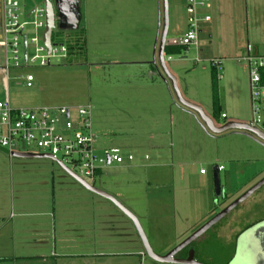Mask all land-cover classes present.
Segmentation results:
<instances>
[{"label": "crops", "instance_id": "1", "mask_svg": "<svg viewBox=\"0 0 264 264\" xmlns=\"http://www.w3.org/2000/svg\"><path fill=\"white\" fill-rule=\"evenodd\" d=\"M91 1V0H90ZM78 4V0H77ZM209 8L206 13L210 17L209 23H206L200 26V32L198 34V41L201 42L200 45L204 44V52L201 49V46L197 44L195 50V58L201 57L202 61H210L212 59H217L222 62L230 61L238 64L235 60L244 55L245 47L252 46L246 40L243 45L241 38H236L237 35L232 36L234 40V46L232 47H218L215 50V56H211L209 53V49L212 46V42L218 43L221 39V35L226 32V34H233L238 33L237 30L239 27L237 26V21L235 17H228L225 18L221 17V10L220 7V0H208ZM233 4V3H232ZM134 6L131 7L129 4L125 7H122L126 12L132 13V16H128L126 21H123L120 25V28H124L123 32L129 33L130 37H117L113 40H104L98 38H93L90 35V29L95 26L99 22H94L89 16L85 15V19L82 18L83 16L79 15V22H82V30H84V36L81 38V45H83L84 52L88 57L86 60L84 59L85 63L84 66L92 67V69H98L100 67H104L107 70H103V73H108L109 71H113L114 75L116 76L114 82L109 85L98 86L96 85L95 91L97 94L90 95L88 92L87 100L88 102L92 103L93 106H99V108L104 109L106 107L114 108L115 110L122 113H131L130 110H133L135 116L141 118L140 123H137L143 127L147 125L152 131L153 134H156L155 137H152L148 129L146 130L145 135H137L133 136L130 134L131 137L129 138H117L112 135V132L109 131V128H112L113 122L107 123L106 121H102L99 118L92 119L91 113V133L94 138H101L100 145L103 150L109 149H116L120 152L122 156L132 155L133 153V160L130 163H124L119 166H112L109 165L108 167L100 169L96 173L95 179L102 178V183L98 182L101 187L95 186L93 182L92 187L104 192L105 194L112 197L115 202L120 204L124 209H126L130 214L134 216L137 220L140 229L142 232L146 228V232L149 236L152 235L154 231H156L155 227L152 225L157 223V219H162L158 223L160 224V231L164 230L166 226L165 223L168 220V216L164 217L161 214V205H163V200L157 199H148L144 201L143 204L144 209L140 208L139 212L137 213V204L130 203L129 200L132 198H136L137 195L136 190L141 185L140 183H145V187L149 188L151 181L155 182L157 186L164 187L165 177L171 180V183H174L175 180V172L177 177V187L180 186V183L183 182L184 178L188 174L191 180L197 178H202L204 182L206 180L203 179L205 173L200 175L195 173L191 170L193 168V160L186 161L187 157H192L193 154L190 150L192 148V144L190 142V146L187 148L184 145V140H186L184 133L181 132V129L178 128V133L181 135L180 137L177 135V143L176 141L170 143V146L167 149L168 154L170 155V162L167 164H159L163 161L167 155L161 149L165 148V144H161V133L163 132L165 121L167 120L164 116V112L169 110L172 107V112L170 111V125L173 124V116L175 117L179 115L182 121L187 126V122L191 121L195 127H197L198 131L201 135H205V131L201 128L200 123H198L197 118L194 116L192 112L186 110L185 108L179 106L176 103H173L171 107L169 103V97L172 101V96L170 92V88L168 87V82L165 81L163 74L160 72V69L156 62V50H157V29H160V25L157 28V16L160 14L161 2L160 0H134ZM90 3L87 1L82 4L81 8H90ZM232 8V6L230 7ZM78 9V6H77ZM1 11H2V0H0V36H1ZM232 11V9H231ZM28 13V12H27ZM27 13H24V18H26ZM233 13V11H232ZM79 14V10H78ZM83 14V13H82ZM86 14V11H85ZM118 10L114 11L113 15H117ZM185 14V13H184ZM140 15L147 16L146 23H137L134 20L136 17H140ZM130 17V18H129ZM86 18H88L86 20ZM90 19V20H89ZM24 20V19H23ZM160 20V17H159ZM78 22V24H79ZM90 22V23H88ZM78 26V25H77ZM77 28V27H76ZM127 28V29H126ZM186 24L184 23V28L178 29V26L174 24V22H170V17H168V28L166 32L165 44L163 48V54L165 48H174L177 45V40L180 39L184 32H185ZM178 29V30H177ZM223 29V33H222ZM132 30V32H131ZM138 30L141 35H138ZM178 31H180L178 33ZM201 33H204L200 35ZM137 34V36L135 35ZM26 35V34H25ZM106 41V42H104ZM239 41V42H238ZM238 42V43H237ZM112 43V51L116 53L120 51L126 53L127 55H120L109 59L104 57L106 61H101V64H96L91 61L90 56L99 55L101 50L99 48V44H107ZM198 43V42H197ZM109 44V45H110ZM21 45H22V38H21ZM119 46V47H117ZM226 46H230L227 44ZM252 48V47H251ZM1 50V49H0ZM116 50V51H115ZM2 52V51H1ZM182 57H179L177 60L178 62H172L171 56L164 55L165 65L168 73L174 78L176 83V87L181 94V97L193 104L198 106L203 113L210 118V120L214 124L215 121H221V125L225 122H237L243 123L240 119L243 116L242 109H241V101L243 98L245 99V105L249 102L246 100L248 99V94L246 93L243 95L239 89H236L234 83L236 82L233 80L232 76V69L233 67L229 66L223 69V78L222 73H220L221 78L219 80L220 84L214 82V87L216 91V102L218 107V113L213 114L212 111V100H211V79L208 81L203 75V70H191L186 68L185 65V57L184 54L186 50L183 51ZM3 53V52H2ZM257 54V53H256ZM181 55V54H180ZM254 55V54H253ZM122 58V59H120ZM169 58V60H167ZM194 58V59H195ZM109 60V61H107ZM87 62V63H86ZM2 64H0V82L5 84L7 83V74L5 75L2 71ZM220 66V67H221ZM242 69V77L244 80V85L247 87V70L245 67H241ZM222 70V67H221ZM210 68V73H211ZM215 74V71H213ZM88 74V73H87ZM105 74V75H106ZM101 75V73H100ZM89 76V74H88ZM98 76V74H97ZM190 76L194 77L199 81L201 85V91L207 95L209 93V103L202 104L200 99L193 94L200 96L194 90L196 89L195 86L185 80V77ZM25 77V76H24ZM23 77V78H24ZM107 77L110 79L113 78L111 74H108ZM22 78V81H23ZM33 79V78H32ZM224 79V81H223ZM191 81V79H188ZM111 81V80H110ZM113 81V80H112ZM228 81V82H227ZM237 81V80H236ZM90 82V81H89ZM223 82V83H222ZM33 83V80H32ZM31 83V87H33ZM4 86V85H3ZM24 86V84H23ZM199 86V85H198ZM113 87V88H112ZM227 87L228 93H230L229 97L226 99L224 97V91ZM5 88V86H4ZM26 88V89H30ZM112 88V90H111ZM222 92V94H221ZM99 93H104L107 96H100ZM248 93V92H247ZM6 97V96H5ZM4 97V98H5ZM7 98V97H6ZM88 105V104H86ZM84 105H77L73 107H66V106H55V107H66V108H77ZM90 106V105H89ZM204 108L209 111L207 113L204 111ZM129 110V111H127ZM224 114L225 119H220L219 115ZM171 115V116H170ZM131 118L130 115H127ZM145 119V120H144ZM166 119V120H165ZM160 121V122H159ZM221 125H215L219 127ZM115 127V126H114ZM165 132V131H164ZM205 132V133H204ZM111 134L112 136H104V134ZM165 134V133H164ZM225 134L221 133V135ZM159 138H158V136ZM208 138H211L208 134H206ZM227 135V134H225ZM236 137H245L241 136L240 134H231ZM96 136V137H95ZM192 136V135H190ZM172 137V134H171ZM227 136H223V140H226ZM133 138V139H131ZM250 139V138H249ZM189 140V139H188ZM190 141H193L191 139ZM145 151L151 152V157H149L148 153ZM133 152V153H131ZM142 155V156H141ZM7 156L2 151H0V157ZM146 157V159H144ZM10 159H17V160H33V159H41V158H25V157H8ZM150 158L154 159L155 164H151L152 162H148ZM193 158V157H192ZM47 160V159H45ZM214 163L216 162L213 160ZM158 163V164H157ZM56 165V164H55ZM188 170H184V168ZM56 168L61 171L60 176L56 177L53 180L52 175L51 179L48 182V186L50 187L49 192H45L41 198V195L36 197L27 199V198H19V199H10L5 198L0 194V222L6 221V224L0 225V230L5 231L6 228L4 227L10 221L9 229L15 233H19L21 229L24 228L25 225L21 221L22 218H29L31 219V224H28L30 233L33 234L32 238L29 243L31 246H39V250L37 255L32 258H16L19 260L25 259H33V263L35 264H58L59 260H70V259H77L75 264H94L91 258H95L98 261H102L105 258L116 257L117 260H112L113 262L104 263L99 262L100 264H157L161 262H155L148 258L142 249L140 241L137 237L136 232L131 224V222L117 209L115 208L108 200L97 196L85 189H83L78 183H76L70 176H68L65 172H63L57 165ZM164 168L170 169V171L164 170ZM214 168H216L217 178L219 177V172L221 168L214 166L212 168V182H213V195L216 198H220V196L224 197L227 195L226 186L224 185L222 189H220L219 185V196L214 189V179L213 173ZM20 169H24V167L20 166ZM163 169V170H162ZM201 168H198V170ZM21 172H25L21 170ZM198 172V171H197ZM151 174V175H150ZM185 175V177H184ZM264 175V168L262 171L254 172L252 175L249 176L247 180H255L256 178ZM230 176V175H229ZM226 177L225 183H227L228 178ZM94 179V181H95ZM189 179V180H190ZM187 182V180H186ZM219 184V178H218ZM193 190V189H192ZM180 195H185L184 193ZM207 194H205V202L207 204ZM185 200L188 197L185 195ZM145 200V199H144ZM215 200V199H214ZM135 202H137L135 200ZM191 206H195L196 204L191 201ZM216 202V200H215ZM158 205L159 212L156 211L154 215H158V218H154V215H151L149 212L151 210L150 207ZM206 206V205H205ZM209 207H207V211L204 210L203 212L199 213L197 219H194L192 224L191 222L187 228H194L195 224H199L200 220L205 218L207 213L209 212ZM10 213V214H9ZM7 216V219H6ZM18 220L12 224L14 219ZM91 218V219H90ZM202 219V220H203ZM157 220V221H152ZM152 221V222H151ZM29 222V223H30ZM151 222V224H150ZM145 223V226L144 224ZM197 225L195 230L198 229ZM175 228L173 222V229ZM17 229V230H16ZM194 230V229H193ZM194 230V231H195ZM69 232L72 236L69 235ZM108 231H112L108 232ZM193 231V232H194ZM145 232V231H144ZM143 232V233H144ZM192 232V233H193ZM3 233V232H2ZM94 233L95 235H93ZM191 233V234H192ZM144 235V234H143ZM182 234H178L181 236ZM49 236L48 241H45L43 238ZM18 238V237H16ZM38 238V240H37ZM40 238V239H39ZM198 239V238H197ZM36 240V241H35ZM195 241V240H194ZM137 243L139 245L137 246ZM176 243H171L168 246V249H165L163 253H168L171 248L175 246ZM192 244V243H191ZM107 245V246H106ZM105 246L109 252H105V255H101V251H98L99 248ZM113 246V248H112ZM9 245L0 242V252L2 251H9ZM46 247H48L49 254L44 255L46 252ZM45 248V250H42ZM111 248V249H110ZM186 248V247H185ZM184 248V249H185ZM189 249L192 251H188L192 253L194 248L190 246ZM188 249V250H189ZM152 251V250H151ZM184 250H182L183 252ZM104 252V251H103ZM187 252V253H188ZM162 254L158 256H164ZM166 253V254H167ZM181 253V251H180ZM186 253V254H187ZM46 254V253H45ZM157 256V255H156ZM2 259L0 258V261ZM89 261V263L87 262ZM90 261L92 263H90ZM28 264V263H26ZM64 264H72V263H64ZM97 264V263H96ZM165 264V263H161Z\"/></svg>", "mask_w": 264, "mask_h": 264}, {"label": "rangeland", "instance_id": "2", "mask_svg": "<svg viewBox=\"0 0 264 264\" xmlns=\"http://www.w3.org/2000/svg\"><path fill=\"white\" fill-rule=\"evenodd\" d=\"M48 1L52 5H54V0ZM87 1L92 7L81 8L82 4ZM128 4L131 7H135L134 0H78L77 6L79 15L83 16L82 21L83 19H85L84 17L86 15L89 16L95 23L99 22V25L96 23L95 26L90 29V35L93 36L94 39L98 38V41L100 42L101 38L104 40H113L114 38L117 39V37L119 36L131 38V35L129 33L123 32V30H125L124 28H120L121 23L123 21H126L129 15L132 16V13H128L122 8ZM231 6L232 8H230ZM42 7L43 0H18V10L16 13L18 16V20H25V18L23 17L24 13L30 12L35 8ZM220 7L222 8L221 17L223 16L225 20L228 17H235L239 29L237 30V34H226L225 32L224 38L223 35H221V39L218 41V43L213 41L212 46L209 49V53H211V56H215V50L217 47L218 50H220V46H222V49L224 47L234 46V40L232 39V36L234 35H237L236 38H241L242 44L240 45H243L247 40L249 44L252 45L251 49L254 55L264 56V0H220ZM53 10L56 15L55 8ZM117 10L118 14L116 16L113 15L114 11ZM167 17H170V22H174V24L178 26L179 30L182 27L184 28V23L186 24V16L184 14L183 0H167ZM87 19L88 18H86V20ZM134 21L138 24H144L148 20L147 16L140 15V17H136ZM54 24L55 27L51 31L50 41L53 44H63L65 47L71 48V52H69V55L66 54V57L63 60L58 58L51 59L49 64L44 67L38 66L37 62L32 65L20 66L19 68H12L9 66L6 85L0 82V100H3L6 96L10 107L26 109L55 106L73 107L77 105L88 104L91 107V113H93L92 119L95 116L96 119L99 118L100 120L106 121L107 123L111 121L113 122V126L112 128H109V131L112 132V135L114 133V136L117 138H129L131 137L130 134H133V136L145 135L147 129L151 131V134H153V131L147 125H144L143 127L141 126V124H138V126L136 125L137 123H140L141 118L135 116L133 110H130L131 113H118V111L114 108L106 107L104 109H101L99 108V106L96 105L95 107L92 103L88 102V100L86 99L88 92L90 93V95L97 94V92L95 91L96 85L100 87L112 84L116 76L114 75V73H112L113 71H109L107 74L103 73V70H107L104 67H100L98 71V69H92V67L88 68L84 66V59L86 60L88 57L84 52L83 45H81V38L84 36V30H82L81 20L77 28L71 31H58L56 19H54ZM179 32L180 31H178V33ZM24 33L26 34L27 38L32 37L31 27H25ZM39 33L40 31H38V34ZM137 34L141 35L139 33V30ZM137 34L135 35L137 36ZM202 34L204 33H201L200 35ZM197 42V44L201 46V49L204 52L205 45H200L201 42ZM109 44L110 43H107L105 45L99 44L98 46L101 52L99 55L94 54L93 56H90L89 54V57L91 58L90 62L101 64V61H106L107 57L109 59H112L119 56V54L127 55L122 51H120V53L118 51L114 53L112 51V43L110 45ZM227 44H229L230 46H226ZM20 53L21 48L20 46H18L19 58ZM183 53L184 52L182 51L181 55H172L170 57L172 62H178V58L182 57ZM32 54L33 47L32 45H28V57H30ZM104 57H106V59ZM184 57L186 59L184 65L186 66V68H189L191 70H203V73H200V75H203V77L208 81L210 80V68L208 63L202 60H200L199 63L194 62L195 50L193 47H189L186 49ZM199 59H201V57H199ZM2 62L3 53L0 50V64H2ZM166 62L169 63L168 61ZM229 66L234 68L232 69V78L236 82V84L234 83V86L236 87V89H239L243 95L245 93L247 95L248 89L243 83V72L241 69V67H245V65L241 62L238 64L230 61L222 62V70L220 67L222 78L223 69L225 70V68H229ZM87 73L89 74V76ZM108 74H111L113 78L110 79L109 77H107ZM26 75H31L33 78V87L30 89H26L23 86L24 83L22 81V78ZM188 79H191V81ZM185 80H187L189 84L192 83L195 86L196 89L194 91L197 92L200 96H197L193 93L192 95L199 98L202 104L207 105L210 99L209 93L207 92L206 95L201 91L202 89L199 81L196 78L190 76L185 77L184 81ZM213 82H217L218 84H220V81L214 80ZM3 85L5 86V88ZM99 95L107 96L108 94L104 95V93H99ZM229 95L230 93H228L226 87L224 91V97L227 99ZM171 96L172 101L169 97V107H171L173 103H176L172 92ZM246 100L248 101V99ZM240 106L243 113L240 121H242L243 123H248L249 110L248 104L245 105L244 98L243 101H241ZM206 109L207 108H204V111L209 113V111ZM170 111L172 112V107L164 112V116L167 120L165 119L166 121L164 124V128L162 129L163 132L161 133V144H165L166 146L161 150L165 152L167 156L163 158V161L159 164L165 165L170 162V155L168 154V150H166V148L171 149L168 148L170 146V143H173L174 145V142L177 140V135L179 137L181 136L177 132L178 128H183L181 129V132L184 133L186 137V140H184V146L188 148L191 142L192 148L190 147V150L193 154V158L187 157L186 161L193 160V168H191V170L195 173H198V168H201L205 171V176H203V179L206 180V182H204L202 178L199 179L196 176L195 179L191 180L187 174L183 182L180 183V186L177 187V177L175 172L174 183L172 184L171 180L165 177V182H161L164 183V187L154 185L156 183L153 181L148 184L150 185L149 188L145 187V183H140L141 185L136 190V198H132V200H129L130 203L134 202L138 205L137 213L140 211V208H142V210L144 209V201L148 199H161L163 200V205H161L160 213L163 214L164 217L168 216L169 220L165 223L166 226L161 232L160 224L158 225V223L160 222L162 217L160 219H157L158 215H154L156 211L159 210L158 205L147 206L151 208L149 213L151 215H154L153 217L158 221L152 220L157 221V223H152L156 231H154L151 236L147 234L146 228H144L145 232L143 231L144 233L142 232V234H144L143 236L148 244L149 249L152 250L151 252L157 256L166 251L165 249H168V246L172 242L176 243L175 246L178 245L195 230V227L197 225H199V228L215 213L227 206L230 202L240 196L247 189L252 187L264 176H260L255 180H249L248 182L244 181L247 180L249 176L254 172L263 170V145L249 138L246 139L245 137L243 138L233 136L231 135L233 133L230 131L225 132V134L227 135L211 134L208 131H205L206 133L204 132L205 135H201L197 127H195V125L191 121L187 122L186 126L184 121L181 120V118H184V115L183 117H180L179 115L175 117L174 115L173 124L171 126L169 123ZM127 115H130L131 118H129ZM198 123L201 122L198 120ZM214 124L221 125V121H219V119L218 121L214 120ZM206 134H208L211 138H208ZM112 135L107 133L104 134V136ZM155 136L156 134H153L152 137ZM223 136H227L226 140L222 139ZM191 139H193V141H190ZM100 140L101 138H95L94 147L97 154H100L103 151V148L99 143ZM145 152L148 153L149 157H151V152ZM133 154L131 155L132 157L134 156ZM213 160H215L216 162L214 163ZM153 161L154 159L150 158L148 162H152L151 164H155ZM20 166L24 167V169H20ZM214 166L221 168V171L218 175L220 189H222L224 185L226 186L227 195L221 198H216L213 195L212 168ZM185 169L188 170L186 167L184 168V170ZM21 170H24L25 172H21ZM164 170L165 172L170 171V169L168 168H164ZM60 173L61 171L56 168L55 163L49 160H9L7 156L0 157V194L5 198L10 199H19L21 197L31 199L36 197L38 193V196L41 195L42 198L45 192L50 191L48 182L51 179V175L53 180H55L56 177L60 176ZM228 176L230 178H228L227 183L224 184V179ZM102 181V178H99V180L95 179V186L101 187L98 182L102 183ZM181 192L182 194L184 193L188 197V199L185 200V195H180ZM205 194H207V204H204ZM214 199L216 200V202ZM135 200L137 202H135ZM191 201H193V203H195L196 205L191 206ZM139 202L143 204H139ZM207 207H209V212L207 213L205 218H202L203 220L201 219L199 224L196 223L194 228H187V226L190 225L189 222H191L192 224L193 220L198 218L197 216H199V213L203 212L204 210L207 211ZM262 219H264V185L254 193H252L246 200L236 206L217 224L212 226L203 235L192 242L191 246L196 251V259L199 260L202 264H222V262L226 258L227 253L230 252V247L232 245L234 235L249 223H253ZM16 221L18 220L14 219L12 221V224ZM19 221H21L23 225H25L24 228L19 231V233H15L11 231V229H9L10 221L7 222L8 224L4 226L6 228L5 231L0 230V242L9 245V251L6 250L0 252V258L2 259L0 261V264H35L33 263V259H16L35 257L39 250V246H31L29 244L31 240L35 239L32 238L33 234L30 233L31 230L29 231L28 227V224L32 223L30 222L31 219L22 218ZM5 222V220L0 222V225L6 224ZM173 222L175 226L174 229ZM143 224L145 226V223ZM108 232L113 233L112 231ZM68 233L70 236H72L70 234L71 232L68 231ZM92 234L95 235L94 233ZM178 234L182 235L178 236ZM48 237L49 236L43 239L49 242ZM138 245L139 243H137V246ZM175 246H173L171 249H173ZM48 249L49 248L46 247V254L44 253V255L49 254V252H47ZM42 250H45V248H42ZM98 251H101V255H105V252H109L110 250H107V248L103 246L102 248H99ZM189 251H192V249H189ZM165 254L163 253V255ZM91 259H93L91 261L94 264H100L99 262L103 261L104 263H110L113 262L112 260L115 261L118 258H105L102 261H98L95 258ZM76 260L77 259H62L57 263L75 264ZM91 261L90 263H92ZM87 262L89 263V261Z\"/></svg>", "mask_w": 264, "mask_h": 264}, {"label": "built area", "instance_id": "3", "mask_svg": "<svg viewBox=\"0 0 264 264\" xmlns=\"http://www.w3.org/2000/svg\"><path fill=\"white\" fill-rule=\"evenodd\" d=\"M183 6L186 29L176 43L185 50L189 47L196 50L200 26L210 21L206 13L208 0H183ZM17 10L18 0H2L0 49L3 52L4 74H7L9 66L19 68L37 62L38 66L44 67L51 59H65L67 49L63 44H53L49 39L48 52L42 44L43 7L28 12L27 19L23 21L18 20ZM27 26L32 30L30 38L24 33ZM23 36L24 49L21 45ZM28 45L33 47L30 57L27 55ZM18 46L21 48L20 58ZM235 61L243 63L247 70L249 122L245 124L264 135V56L253 55L251 47L247 45L244 55ZM194 62L199 63V58L196 57ZM207 63L215 71V79L219 80L221 61L212 59ZM32 80L31 75H26L23 78L24 87L30 88ZM219 117L225 119L224 114ZM90 120L89 105L77 108H12L5 97L0 100V151L8 157L13 154L45 156L83 183L92 186L100 169L130 163L133 157L122 156L116 149L103 150L97 154ZM204 173L203 169L198 170V174Z\"/></svg>", "mask_w": 264, "mask_h": 264}, {"label": "water", "instance_id": "4", "mask_svg": "<svg viewBox=\"0 0 264 264\" xmlns=\"http://www.w3.org/2000/svg\"><path fill=\"white\" fill-rule=\"evenodd\" d=\"M56 11V15L54 13V9ZM43 9H44V29L42 31L41 40L42 44L45 47L46 51H49V39L51 35V31L54 29V19L57 21V30L62 31H71L75 30L78 22H79V14L77 9V0H54V5H52L48 0H43ZM55 15V17H54ZM160 17V20H159ZM160 25V29L158 28ZM157 50H156V62L160 69V72L163 74L164 79L168 82L170 90L174 96L176 103L194 113V116L199 120L200 126L204 131H208L211 134H221L226 131H230L235 134H240L242 136H246L247 138L252 139L264 146V135L259 133L256 129L250 128L245 123H237V122H225L219 127L214 126L213 122L208 118L203 111L196 105H193L187 101H185L174 81V78L168 73L165 65V58L163 54V48L165 44L166 32L168 28V17H167V0H161V13L157 16ZM25 47V37H22V48ZM25 56V53H23ZM14 157H25V158H41L47 159L45 156H32V155H23V154H13ZM63 172H65L68 176H70L76 183H78L83 189L100 196L106 200H108L115 208H117L132 224L134 231L137 234V237L140 241L144 254L155 262H161L165 264H200L193 260L192 253L188 252L184 259H174V256L183 250L185 247L190 245L194 240L203 235L207 230H209L212 226L217 224L223 217H225L229 212H231L236 206L246 200L252 193L258 190L261 186L264 185V176L257 181L252 187L243 192L240 196L230 202L227 206L217 212L214 216H212L209 220H207L203 225H201L197 230H195L192 234L186 237L182 242L176 245L172 250H170L164 256H156L154 255L148 247V244L142 234V231L139 227L137 220L134 218L132 214H130L126 209H124L120 204L115 202V200L104 192L89 186L78 178L70 174L61 166L57 165ZM214 179V189L219 196V184L216 173V168H214L213 173ZM255 230L262 229L264 231V223L260 224L258 227H255ZM253 230V229H252ZM251 230V231H252ZM238 248V247H237ZM240 249V247H239ZM241 252L238 250L235 258L231 264H236L235 262L240 258Z\"/></svg>", "mask_w": 264, "mask_h": 264}, {"label": "flooded vegetation", "instance_id": "5", "mask_svg": "<svg viewBox=\"0 0 264 264\" xmlns=\"http://www.w3.org/2000/svg\"><path fill=\"white\" fill-rule=\"evenodd\" d=\"M221 197L222 196H220V198ZM262 223H264V219L249 223L234 235L232 245L230 247V252L227 253L226 258L222 262V264H231L238 250H240L241 255L240 258L235 262L236 264H264V231L262 229L255 230V227H258ZM190 246L191 244L183 249V252L182 250L181 253L178 252L174 256V259H184L187 255L186 253L189 251L188 249L190 248ZM193 251V260L202 264L195 257L196 251Z\"/></svg>", "mask_w": 264, "mask_h": 264}, {"label": "trees", "instance_id": "6", "mask_svg": "<svg viewBox=\"0 0 264 264\" xmlns=\"http://www.w3.org/2000/svg\"><path fill=\"white\" fill-rule=\"evenodd\" d=\"M186 29V28H185ZM69 46V45H68ZM67 49V54L69 55V52H71V48L66 47ZM185 48L181 46H176L174 48H165L164 50V55L166 56H172V55H180L182 51H184ZM210 73V79H211V100H212V111L213 114L218 113V107H217V102H216V91L214 87V80H215V74L213 73V69H211Z\"/></svg>", "mask_w": 264, "mask_h": 264}]
</instances>
